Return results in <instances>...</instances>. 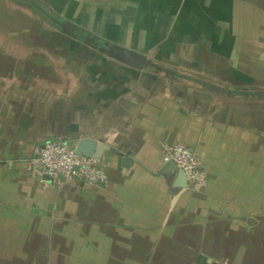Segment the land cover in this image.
<instances>
[{
  "label": "crops",
  "instance_id": "crops-1",
  "mask_svg": "<svg viewBox=\"0 0 264 264\" xmlns=\"http://www.w3.org/2000/svg\"><path fill=\"white\" fill-rule=\"evenodd\" d=\"M84 138L107 184L53 186L34 149ZM173 144L202 190L160 174ZM0 264H264V0H0Z\"/></svg>",
  "mask_w": 264,
  "mask_h": 264
},
{
  "label": "built area",
  "instance_id": "built-area-1",
  "mask_svg": "<svg viewBox=\"0 0 264 264\" xmlns=\"http://www.w3.org/2000/svg\"><path fill=\"white\" fill-rule=\"evenodd\" d=\"M164 163L172 162L181 170L187 180L186 188L193 192L202 190L207 181L205 170L188 147L181 144L166 146L162 158ZM33 162L39 173L49 178L50 183L60 188L73 181L87 186H104L107 176L100 162L77 155L75 146L62 141H47L34 149Z\"/></svg>",
  "mask_w": 264,
  "mask_h": 264
},
{
  "label": "water",
  "instance_id": "water-1",
  "mask_svg": "<svg viewBox=\"0 0 264 264\" xmlns=\"http://www.w3.org/2000/svg\"><path fill=\"white\" fill-rule=\"evenodd\" d=\"M63 33L69 34L74 37H78L83 40L85 44L88 45H93L99 50L106 49L109 55L115 60H118L120 62L125 63L126 65L132 67V68H137V69H145L147 71H156L157 69L152 68L149 64H147V60L145 56L141 54H137L134 52H131L129 50H126L120 46L110 44L108 42H104L102 44H99L91 34H88L84 32L83 30H80L78 27L75 25L69 23V22H62L60 23L57 20H52ZM158 69L164 70V71H169L174 73V70H168L165 68H162V66H159ZM206 89H211L214 92L220 93V94H229L230 91L226 89H218L212 86H205ZM230 95V94H229ZM109 148L103 144L100 141H95L91 139H81L79 140L76 145H75V153L77 155H82L85 157L92 158L96 161H100V159L103 156V153L105 151H108ZM122 163L124 166L130 165V160L128 157H124L122 159ZM160 174L163 176H172L174 175V180L172 182L173 186L175 188H178L180 190H183L186 188L187 185V180L184 175V173L181 170H178L175 165L172 162L165 163L163 167L161 168ZM47 181L50 182L49 178L45 177Z\"/></svg>",
  "mask_w": 264,
  "mask_h": 264
}]
</instances>
